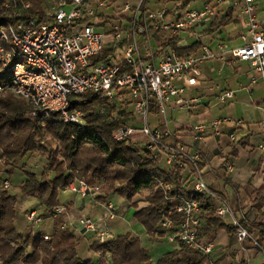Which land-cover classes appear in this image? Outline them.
I'll use <instances>...</instances> for the list:
<instances>
[{
    "label": "built area",
    "instance_id": "1",
    "mask_svg": "<svg viewBox=\"0 0 264 264\" xmlns=\"http://www.w3.org/2000/svg\"><path fill=\"white\" fill-rule=\"evenodd\" d=\"M143 3L144 0H138L133 7L124 4L122 11H130L129 21L124 24V19L118 16V20L111 22L110 28H104L103 32L94 30L97 23L92 18L111 7L113 0H53L42 16L0 24V94L12 92L26 99L34 109L33 116L46 118L56 111L62 122L74 124L79 131L85 129V121L81 111L69 110V97L72 95L90 90L132 105L128 122L116 127L112 137L128 139L137 147L159 155L162 167L167 171L172 165H177L181 168V180L189 184L185 188L210 197L215 215L233 226L236 240L256 244L248 229L245 213L236 210L226 196L211 189L206 182L201 166V149L188 147L169 129L151 126L149 118L155 112L158 121L166 124L170 108L189 110L199 104L198 95L187 98L184 94L187 85L197 82L200 65L209 59L247 61L254 71L251 82L259 79L264 84V29L256 16V0H205L200 8H188L179 0L170 10H142ZM227 3L239 6L245 16L246 33L240 36L243 40L241 45L227 47L219 44L218 50L204 45L195 53L180 58L167 47L158 54L157 62L151 50L143 53L140 38L146 41L159 32L168 33L170 37L179 36L182 32L190 33L196 25L213 21L218 8ZM28 7L29 3L5 0L2 16L17 17ZM108 42H112L115 49L120 44L122 56L114 54L107 61L94 62ZM124 65L128 68L122 70ZM233 97L234 91L228 89L218 95V100L227 103ZM261 110L264 114V105ZM242 126V119L225 114L209 121L195 122L190 134L197 141L225 135L231 142H236V130ZM259 126L264 130V115ZM257 148L264 151V142ZM228 168L231 169L230 166ZM160 184L165 193L172 188L170 183L160 181ZM1 186L9 188V180L4 179ZM66 190L85 196L96 188L78 180L70 182ZM167 198L175 202L168 214L178 213L182 219L174 223L171 217L164 216L159 229L166 233L169 241H180L199 250L212 264V242H202L197 237L202 211L198 202L182 195ZM105 208L107 218H115L113 204L108 202ZM62 212L64 207L57 205L51 215ZM27 220L36 224L40 216L31 210L27 213ZM79 223L101 243L110 237L100 222L89 217H80ZM43 237L48 239L46 234Z\"/></svg>",
    "mask_w": 264,
    "mask_h": 264
},
{
    "label": "trees",
    "instance_id": "2",
    "mask_svg": "<svg viewBox=\"0 0 264 264\" xmlns=\"http://www.w3.org/2000/svg\"><path fill=\"white\" fill-rule=\"evenodd\" d=\"M4 1L0 0V24L42 16L45 8L44 0H19L20 4L29 3V7L17 17H6L2 16ZM230 14L227 12L212 23L210 31L229 21ZM178 41L176 36L165 39L161 49L170 47L180 58L195 53L200 47L198 42L180 47ZM113 52L114 48H105L94 62L107 61ZM127 68L124 65L122 70ZM109 100L102 93L90 90L69 97V110H79L83 114L85 129L79 131L74 124L62 122L56 111L46 118L33 116L34 109L26 99L12 92L0 94V264H93L81 259L75 234L62 226L65 212L52 217L50 234L37 231L26 235L17 229V198L9 192L10 188H2L1 182L9 179L16 160L33 152L45 156V166L40 177L35 172L25 171L26 179L19 185V192L35 197L50 214L60 205L58 192L67 189L72 181L83 180L96 188L99 193L96 198L103 202L111 192L131 200L146 190V205L138 207L136 201L133 204L136 207L134 216L145 227L149 239L166 236L158 227L164 216L171 217L174 223L181 221L178 213L168 214L175 202L167 196L179 195L196 200L202 210L198 238L211 239L219 228L225 229L230 236L234 234L233 226L215 215L208 195L185 188L189 184L181 180V168L172 165L167 171L160 164L159 155L137 147L128 139L112 137L116 127L128 122L130 111L127 108L119 110L116 105L107 106ZM50 141L55 144L51 145ZM23 166L18 167L23 169ZM44 176L47 178L42 179ZM160 181L170 183L172 188L165 193ZM252 205L258 209L264 206V191L255 192ZM247 226L250 232L257 230L256 244L264 250V222L252 221ZM45 234L48 239H44ZM88 249L99 255L96 264H209L199 250L180 241L177 247L154 262L139 236L131 233L110 236L102 243L94 237Z\"/></svg>",
    "mask_w": 264,
    "mask_h": 264
},
{
    "label": "crops",
    "instance_id": "3",
    "mask_svg": "<svg viewBox=\"0 0 264 264\" xmlns=\"http://www.w3.org/2000/svg\"><path fill=\"white\" fill-rule=\"evenodd\" d=\"M176 1L179 0H144L142 10H156L161 8L170 10L174 7ZM180 1L183 4L187 2L186 6L188 8H195L190 7V4L196 0ZM126 3L131 5V2L127 0H124L122 5L117 4L116 0H113L112 6L101 10L96 18H92V21H96L97 26L109 29L111 26L110 23L117 21L118 16H121V18L124 19V24H126L130 16V11H122ZM204 3L205 0H202L201 5L196 8H200ZM131 6L133 7V5ZM255 8L261 28L264 29V0H256ZM227 12H231L229 21L211 32V24L219 21ZM245 33V16L242 14L240 7H233L227 3L218 8V14L213 21L208 20L196 25L190 33L182 32L176 37L179 38L177 45L180 47H186L194 42H198L200 46L206 45L211 50H218L219 44H224L227 47L241 45L243 40L240 36ZM168 38H170V36L168 33L164 32H159L146 41L140 38L143 53L146 52V50H151L154 60L157 62L156 58L158 54L163 51L161 49L162 42ZM109 39L111 40L110 37H107V40ZM188 39H192V41L189 42ZM237 41L239 44H235ZM105 47L111 48L112 42H108ZM115 50L114 48L112 55L115 54ZM121 54H115V56L121 57ZM253 73V68L247 61L235 60L223 62L218 59L206 60L200 65V75L197 82L194 85H187L184 94L187 98L192 95H198L200 97L199 104L191 107L189 110L170 108V110L177 109L184 111V115L178 119L179 122L175 124L174 131L172 132H174L178 140L188 147H197L201 149V166L206 182L211 189L223 194L229 201L233 195L232 190L234 189L232 184L234 182V184H244L248 179L253 178L254 192L257 190L264 191V151L258 150L257 148L259 143L264 142V130L259 126V121L262 115H264L261 110L262 105H264V84H262L259 79L255 83H252L251 77ZM228 89L234 91V97L227 103H221L218 100V95L222 91ZM126 107L128 110L130 105H126ZM238 109L241 111L240 113H238ZM225 114L238 117L244 122V126L238 127L236 130L238 134V140L236 142H231L225 135L220 137L209 136L202 141H197L192 138L190 128L195 122L199 120L209 121L215 116H222ZM256 136L258 139L254 141L253 138ZM229 166L231 167L230 170L228 168ZM18 171L13 170L11 175H16ZM14 177L15 181L18 183L19 190V185L22 184L26 177L20 174V172L17 174V177ZM72 193L74 194V198L71 202L67 204L60 203V205L64 207L65 212L62 226L69 228L75 234L81 259L84 261L89 260L93 264H96L99 255L88 249L94 238L93 233L84 230L83 226L79 223V218L86 216L95 222L103 218L101 220L104 221L108 219L105 205L108 202L113 204V202L107 197H105L104 202L99 201L96 198L99 193L96 191L87 193L85 196H81L79 193ZM20 199L23 202L28 199V196H21ZM92 200L100 202V207L103 209L102 214H98L95 211V214L98 215L93 217L90 215L94 209ZM19 205L21 206L17 200V206ZM113 206L117 215L115 205L113 204ZM31 210H35L40 216V221L36 223L38 225L37 230L33 227L35 224H31L27 220V213ZM243 212L248 219V223L252 221L264 222V206L258 209L252 205V200L251 203L245 207ZM20 213L21 221H18ZM52 217L53 216L47 210H44V207H42L40 203L37 204L36 207L26 208L24 211L20 212L18 208H16V227L26 235L37 231L50 234L53 227ZM100 224L110 232L107 223L104 225L103 222H100ZM250 233L256 239L257 230ZM132 235L136 234L132 233ZM200 239L202 242L211 241L213 244L211 253L212 264H229L230 262H235L237 264H264V250L260 249L254 242L237 241L235 235L233 234L230 236L225 229H217L213 233L211 239L207 237H202ZM141 243L146 248H149L150 245L164 243L170 244L171 249L177 247V242L169 241L167 236L161 238L157 237L156 239L147 238V240H142ZM165 252L168 251L149 256L155 262Z\"/></svg>",
    "mask_w": 264,
    "mask_h": 264
},
{
    "label": "rangeland",
    "instance_id": "4",
    "mask_svg": "<svg viewBox=\"0 0 264 264\" xmlns=\"http://www.w3.org/2000/svg\"><path fill=\"white\" fill-rule=\"evenodd\" d=\"M53 0H44V4H45V8L44 10L47 8V6L52 2ZM129 2H131L130 4L135 6L137 1L136 0H127ZM117 4L122 5V3L124 2V0H116ZM136 2V3H135ZM202 3V0H196L194 2H192L190 4V7H199ZM7 24H4V27H6ZM94 30L96 32H103L104 28L102 26H95ZM189 42L192 41V39H188ZM235 44H239V42L237 41ZM115 54L119 55L121 54V46L120 44L117 46L116 50H115ZM107 106H112V105H116L117 108H119V110H122L123 108H127L126 102H120V100L117 97H113L109 100V102L106 104ZM107 108L104 107V110H106ZM133 106L130 105L129 107V111H132ZM238 113H240L241 111L238 109ZM184 111L181 110H167V123L165 124L163 121H158V116L157 114H154L155 112H152L149 116L150 118V123L151 126H159L160 129H169L170 131H174V127L175 124L178 123V119L180 117H182ZM217 112V111H215ZM234 118H238L233 116ZM138 125V122H137ZM256 139H258V137H254L253 140L256 141ZM51 145H54L55 143L50 141ZM45 156L41 155L39 152H33V153H27L26 155H24L23 157L19 158L18 160H16V162L14 163L15 168L14 170L18 171L16 173V175H11L9 180L10 183V189L9 192L12 193L14 196L17 197V200L19 201V204H21V206H16V208H18L19 212L20 211H24V209L26 208H31V207H36L37 204H39V201L35 198V197H28L27 200L25 201H21V196H25L23 194H21L18 190V183L15 181V177H17V174L20 172V174H22L23 176H25V171H31V172H35L39 177L41 176V170L44 168L45 166ZM160 164H162L160 162ZM20 165H24L23 169H20L18 166ZM17 166V167H16ZM3 176V175H2ZM204 176V173H203ZM47 177L44 176L42 177V179H46ZM205 178V176H204ZM101 181L98 180L96 183H100ZM235 183V182H234ZM232 184V187L234 190H232L233 195L232 198H230V203L232 204V206L235 207L236 210L238 211H244L245 207L251 203V200L254 198V187H253V183L254 180L253 178H250L246 181V183L244 184ZM148 194V192L146 190H143L140 194L135 195L134 198H132L131 200H128L125 196L119 194L118 192H111L110 194L107 195V198L109 200H111L113 202V204L115 205V208L117 210V215L116 218L113 220H101L103 218H101L99 221L97 222H103L104 225L107 223V226H109V230H110V235L111 236H116V235H120V234H126V233H134L136 235H139L140 240H147V234H146V230L145 227L143 226L142 223H140L134 216V213L136 211V207L134 206L133 202L136 201V203L138 204V207L144 206L146 205V201H145V196ZM74 198V194L71 191L68 190H60L58 192V201L59 203L62 204H67L69 202H71ZM92 202L94 203V209L92 211V213L90 214L92 217L96 216L98 214H102L103 213V209L100 207L101 204L100 202H98L97 200H92ZM43 207V206H42ZM98 207V208H96ZM39 211V210H38ZM95 211L98 214H95ZM21 213L19 214V219L18 221H21V217H20ZM23 216V215H22ZM108 220V221H107ZM94 221V220H93ZM24 222V221H23ZM109 222V224H108ZM36 230L38 228V225L35 224L33 226ZM20 228V227H19ZM21 229V228H20ZM148 249V253L149 255H158L161 252L164 251H169L171 249V245L168 243H164V244H157V245H150Z\"/></svg>",
    "mask_w": 264,
    "mask_h": 264
}]
</instances>
